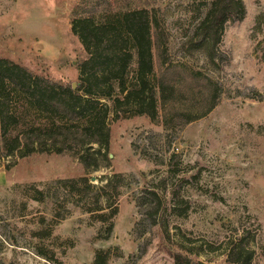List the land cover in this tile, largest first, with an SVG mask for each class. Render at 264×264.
I'll return each mask as SVG.
<instances>
[{"label":"rangeland","instance_id":"1","mask_svg":"<svg viewBox=\"0 0 264 264\" xmlns=\"http://www.w3.org/2000/svg\"><path fill=\"white\" fill-rule=\"evenodd\" d=\"M97 1L0 0V57L77 85L87 54L71 21L75 12L91 14ZM108 1L112 10L102 13L130 3L157 8L171 59L210 74L224 93L210 114L180 131L144 116L113 122L112 165L90 174L70 155L37 153L1 168L0 264H94L99 249H111L109 264H175L174 251L226 264L231 240L242 235L255 250L253 264H264V0H243L245 18L227 24L220 68L208 66L204 51L185 47L211 0ZM114 174L124 176V186L108 239L100 238L103 223L75 205L77 197L64 189L48 197L57 180L87 175L102 186ZM32 186L46 198L34 200ZM57 202L70 214L53 226ZM47 229L52 235L40 238Z\"/></svg>","mask_w":264,"mask_h":264},{"label":"trees","instance_id":"2","mask_svg":"<svg viewBox=\"0 0 264 264\" xmlns=\"http://www.w3.org/2000/svg\"><path fill=\"white\" fill-rule=\"evenodd\" d=\"M110 5L108 0H98L91 14L78 11L72 18V33L87 54L78 65L76 86L0 57V169H10L17 159L39 153L70 155L90 174L112 165L109 152L113 122L144 116L169 131H180L217 107L223 85L189 63L171 59L157 8L148 2L130 3L113 12H101L103 8L112 10ZM246 14L243 0H211L185 43L187 51H204L208 66L220 68L226 26L242 21ZM12 158L15 162H8ZM106 179L102 186L91 183L87 175L57 180L48 197L53 189H64L77 197L75 205L103 223L106 232L102 230L100 238L108 239L119 212L124 176L114 174ZM32 189L34 200L46 198L44 191L29 187V191ZM153 194L159 198L157 192ZM160 206L159 202L155 212L150 211L152 219L161 211ZM64 207L56 203L53 226L69 216L70 211ZM184 213L181 210L179 214ZM38 235L49 237L52 230ZM39 253L54 259L42 250ZM112 254L111 249H99L94 264H109ZM172 255L175 264H206L179 251ZM255 255L242 235L231 240L226 264H253Z\"/></svg>","mask_w":264,"mask_h":264},{"label":"water","instance_id":"3","mask_svg":"<svg viewBox=\"0 0 264 264\" xmlns=\"http://www.w3.org/2000/svg\"><path fill=\"white\" fill-rule=\"evenodd\" d=\"M74 86H76V85L74 84Z\"/></svg>","mask_w":264,"mask_h":264}]
</instances>
